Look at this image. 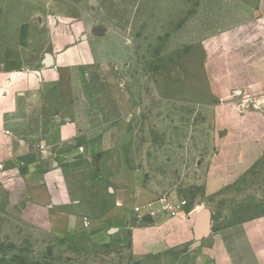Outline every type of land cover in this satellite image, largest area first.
Wrapping results in <instances>:
<instances>
[{
	"label": "rangeland",
	"instance_id": "374dc122",
	"mask_svg": "<svg viewBox=\"0 0 264 264\" xmlns=\"http://www.w3.org/2000/svg\"><path fill=\"white\" fill-rule=\"evenodd\" d=\"M260 7V0H0V72L7 48L27 37L38 53L43 23L103 27L108 43L99 48L109 46L91 65L86 93L92 136L106 133L96 156L106 192L134 217L137 207L171 197L187 209L209 208L215 227L229 226L264 215ZM45 158L54 169L58 156ZM94 173L80 180L92 183ZM24 175L0 168V264H162L119 244L55 240L44 218L42 228L27 223L24 189L5 184Z\"/></svg>",
	"mask_w": 264,
	"mask_h": 264
},
{
	"label": "crops",
	"instance_id": "0c3cea01",
	"mask_svg": "<svg viewBox=\"0 0 264 264\" xmlns=\"http://www.w3.org/2000/svg\"><path fill=\"white\" fill-rule=\"evenodd\" d=\"M260 1L264 11V0ZM41 25L45 34H53L40 36L38 53L27 37L18 47L7 48L0 72V168H18L25 174L21 181L5 183L13 187L16 182L24 189L23 219L42 228L44 218L46 233L55 240L76 243L82 238L107 249L119 244L139 260L264 264V215L222 227L211 220L209 234L195 245L199 208L182 206L172 216L156 201L134 217L112 200L107 180L96 173V156L106 133L92 136L94 104L86 93L91 65L109 46L99 48L105 37L93 31L103 27L89 30L82 22ZM46 155L58 156L52 159L54 169H49ZM91 172L92 183L80 180ZM27 211L35 215L31 218Z\"/></svg>",
	"mask_w": 264,
	"mask_h": 264
},
{
	"label": "water",
	"instance_id": "95a60500",
	"mask_svg": "<svg viewBox=\"0 0 264 264\" xmlns=\"http://www.w3.org/2000/svg\"><path fill=\"white\" fill-rule=\"evenodd\" d=\"M104 30H105L104 28L93 29V31L97 33H102ZM211 220H212V213L209 208H204L198 213L195 223V231H196L195 245H199L201 239L209 234L211 229Z\"/></svg>",
	"mask_w": 264,
	"mask_h": 264
},
{
	"label": "built area",
	"instance_id": "2783aa9c",
	"mask_svg": "<svg viewBox=\"0 0 264 264\" xmlns=\"http://www.w3.org/2000/svg\"><path fill=\"white\" fill-rule=\"evenodd\" d=\"M161 202L162 205V210L165 212L170 213L172 216H175L178 212V210L184 206L186 204L185 200H174L171 197H164L162 199L159 200ZM140 207H137L136 210L139 211ZM150 213L153 214V212H151L150 209Z\"/></svg>",
	"mask_w": 264,
	"mask_h": 264
}]
</instances>
